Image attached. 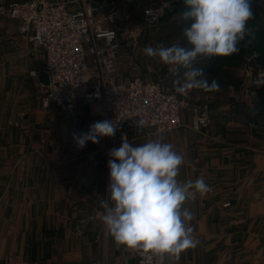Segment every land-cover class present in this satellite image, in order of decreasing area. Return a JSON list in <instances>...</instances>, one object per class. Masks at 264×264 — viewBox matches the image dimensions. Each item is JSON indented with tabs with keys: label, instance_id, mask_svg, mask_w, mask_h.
I'll return each instance as SVG.
<instances>
[{
	"label": "crops",
	"instance_id": "obj_1",
	"mask_svg": "<svg viewBox=\"0 0 264 264\" xmlns=\"http://www.w3.org/2000/svg\"><path fill=\"white\" fill-rule=\"evenodd\" d=\"M42 67V51L31 53L16 22L0 14V264H135L101 219L88 217L106 199L103 162L64 156L67 134L79 130L41 107L30 71ZM205 93L209 124L190 131L183 110L170 132L185 159L178 179L202 176L212 188L187 204L201 247L172 264H264V86L251 105L237 85ZM77 113L99 118V106Z\"/></svg>",
	"mask_w": 264,
	"mask_h": 264
},
{
	"label": "built area",
	"instance_id": "obj_2",
	"mask_svg": "<svg viewBox=\"0 0 264 264\" xmlns=\"http://www.w3.org/2000/svg\"><path fill=\"white\" fill-rule=\"evenodd\" d=\"M177 1H150L144 8L143 23H156ZM0 14L16 22L31 53H43L42 70L49 82L41 85L40 103L47 113L71 118L80 106L98 105L99 121L117 125L114 137L100 138L96 144L104 152L118 148L124 137L129 140L132 135L180 127L183 110L190 112L192 130L199 131L209 124L208 106L192 103L189 90L186 94L176 93L172 81L142 75L119 79L120 55L123 51L131 54L138 47L142 26L119 25L115 4L107 6L96 0H0ZM30 75L36 77L38 72L32 70ZM263 85L264 67L247 61L241 68L238 87L249 105ZM139 119L146 122L141 133L135 127ZM108 184L109 176L105 180L106 196ZM103 212L96 215L100 218ZM133 256L135 264H155L150 254Z\"/></svg>",
	"mask_w": 264,
	"mask_h": 264
},
{
	"label": "clouds",
	"instance_id": "obj_3",
	"mask_svg": "<svg viewBox=\"0 0 264 264\" xmlns=\"http://www.w3.org/2000/svg\"><path fill=\"white\" fill-rule=\"evenodd\" d=\"M183 3L186 10L181 16L188 22L183 29L186 43L149 45L143 52L168 66L176 93L191 89L217 92L219 82L209 81L195 65L202 58L227 57L240 50V43L250 34L247 24L254 16L252 0ZM135 127L141 133L146 122L139 119ZM116 131L112 121H97L86 133H74L73 139L82 149L88 141L97 144L100 138L114 137ZM108 155L109 184L100 219L115 244L125 251L150 254L155 264H172L182 253L196 248L200 241L191 226L195 215L187 204L212 188L202 176L178 179L184 155L162 138L133 145L126 137Z\"/></svg>",
	"mask_w": 264,
	"mask_h": 264
},
{
	"label": "rangeland",
	"instance_id": "obj_4",
	"mask_svg": "<svg viewBox=\"0 0 264 264\" xmlns=\"http://www.w3.org/2000/svg\"><path fill=\"white\" fill-rule=\"evenodd\" d=\"M96 1L103 2L107 6H109L110 2L116 5L117 9L119 10V18H118L119 25L123 27L125 26L130 27L133 26L134 24H141L142 26V33L139 37L138 47L131 54H127L125 51H123L120 55L118 62V73L120 74V76L122 75L123 77L131 78L133 75H142L144 77H148L151 79L162 78V79H168L173 82L174 77L169 73L168 66L161 63L158 58H150L146 56L143 52V49L149 45L155 47L160 44H163L165 46H171L174 43L185 44L186 41L185 38L183 37V29L188 24H186V22L182 19L181 16L182 12L174 13L172 15H166L165 17L163 15L161 18H159V20L156 23L151 25H146L143 23L144 8L150 3V1H154V0H96ZM252 9L254 12V16L250 21H248L247 24V27L250 29V34L246 36L245 40L240 43L239 45L240 50L234 54L238 57V59H236V57L233 58L232 56L213 57L214 59H216L218 64V73L216 76H214V79L217 80L219 83H221L220 85L222 84L225 85L230 84L233 86L237 85L235 81H233V79L234 77L236 78L240 77L241 68L243 67V65H245L247 61H250L254 64L264 67V60H262L263 58L261 57L262 55L261 49L258 48V42H256L253 39L254 31L260 28L264 29V0H258L257 7ZM213 58L210 59L202 58L195 66L198 68H203L207 64V61L210 60L212 61ZM204 75L206 78L209 77V75L207 74ZM205 94L206 93L203 90L191 89L189 90V99L194 104L203 105L206 104ZM243 100L248 103V101L244 97ZM99 118L94 115L92 116L89 115L88 117L87 114L83 115L82 113H76L74 117H71L70 119L68 118V120L66 121L68 124L70 123L69 125H72L74 129L76 127V129L79 130L77 131L75 129L76 131L74 133H86L89 130L90 125L99 121ZM247 122H251V121H247ZM187 127L190 129V131L195 133H200L202 130V129H200L199 131L192 130L189 126V121ZM173 130L163 133H153L150 135L136 134V135H132L129 141L133 145H140L147 142L148 140L162 138L164 142L170 143L171 142L170 132H172ZM74 133L72 132V134ZM67 137L68 138H66L65 149L62 150V152H64L63 154H65L64 156L68 158L81 157L82 159L83 158L86 159L92 156H99L100 160H102L103 162L102 167L105 178L109 176L108 161L111 159V157L108 155L107 152L101 150L96 144H93L91 141H88L85 147H83L82 149L78 148L72 135L67 134ZM100 210H103V208ZM100 210H96L88 217L89 218L90 216H93V218L99 217L96 215V213ZM201 244L202 242L199 244V247H201Z\"/></svg>",
	"mask_w": 264,
	"mask_h": 264
},
{
	"label": "trees",
	"instance_id": "obj_5",
	"mask_svg": "<svg viewBox=\"0 0 264 264\" xmlns=\"http://www.w3.org/2000/svg\"><path fill=\"white\" fill-rule=\"evenodd\" d=\"M257 3L258 0H252V8L257 7ZM186 8L184 7V3L183 0H179L176 2L175 7L173 10L167 11L164 14V17L166 15H172L174 13H180L185 11ZM186 24H188L187 21H185ZM253 39L258 42V48L261 49V57L263 58L262 60H264V29L260 28L257 29L256 31H254V35H253ZM233 58L236 57V59H238V57L236 55H231ZM204 70V74L209 75V77L207 78L209 81H211L212 79H214V76L217 75L218 73V64L216 59L213 58V60L211 61H207V64L202 68ZM233 81H235V83L239 84V78L234 77ZM263 87V86H262Z\"/></svg>",
	"mask_w": 264,
	"mask_h": 264
},
{
	"label": "water",
	"instance_id": "obj_6",
	"mask_svg": "<svg viewBox=\"0 0 264 264\" xmlns=\"http://www.w3.org/2000/svg\"><path fill=\"white\" fill-rule=\"evenodd\" d=\"M174 5H172L170 7V10H173L174 9ZM38 80L40 82L41 85H48V82H49V79H48V76L46 74V72L44 71H41L39 74H38Z\"/></svg>",
	"mask_w": 264,
	"mask_h": 264
}]
</instances>
